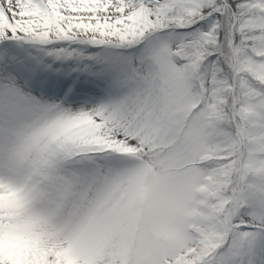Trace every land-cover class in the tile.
Listing matches in <instances>:
<instances>
[{"label":"snow or ice","instance_id":"snow-or-ice-1","mask_svg":"<svg viewBox=\"0 0 264 264\" xmlns=\"http://www.w3.org/2000/svg\"><path fill=\"white\" fill-rule=\"evenodd\" d=\"M0 264H264V0H0Z\"/></svg>","mask_w":264,"mask_h":264}]
</instances>
